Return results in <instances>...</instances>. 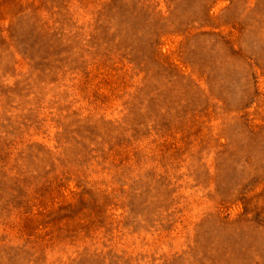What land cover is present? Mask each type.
Segmentation results:
<instances>
[{
    "label": "rangeland",
    "instance_id": "obj_1",
    "mask_svg": "<svg viewBox=\"0 0 264 264\" xmlns=\"http://www.w3.org/2000/svg\"><path fill=\"white\" fill-rule=\"evenodd\" d=\"M0 264H264V0H0Z\"/></svg>",
    "mask_w": 264,
    "mask_h": 264
}]
</instances>
